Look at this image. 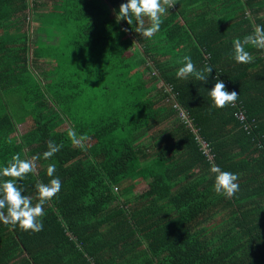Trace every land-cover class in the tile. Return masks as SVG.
I'll return each mask as SVG.
<instances>
[{
	"label": "trees",
	"instance_id": "16d2710c",
	"mask_svg": "<svg viewBox=\"0 0 264 264\" xmlns=\"http://www.w3.org/2000/svg\"><path fill=\"white\" fill-rule=\"evenodd\" d=\"M126 2L60 0L50 17L42 0H0V169L41 157L19 182L33 203L49 164L62 182L42 231L0 222V264H264V50L232 59V41L264 25V0H177L152 38L117 22ZM45 26L60 38L38 72ZM185 55L213 68L207 83L177 78ZM217 75L234 106L210 109ZM95 85L120 107L88 121L76 105ZM50 141L63 147L44 160ZM214 165L239 176L233 198L215 193Z\"/></svg>",
	"mask_w": 264,
	"mask_h": 264
},
{
	"label": "clouds",
	"instance_id": "9594fccd",
	"mask_svg": "<svg viewBox=\"0 0 264 264\" xmlns=\"http://www.w3.org/2000/svg\"><path fill=\"white\" fill-rule=\"evenodd\" d=\"M177 4V0H127L121 3L117 22L124 20L128 25L135 22V32L144 38H152L161 28L162 17L168 10ZM247 46L264 50V25H254L253 32L232 41V59L237 64H249L253 62V56L246 50ZM183 66L176 73L178 79L188 80L194 78L196 81L208 82L213 68L205 66L197 69L190 56L185 55L181 61ZM211 100L210 109H224L234 106L239 98L236 91L226 90L225 83L216 77L215 86L208 91ZM69 139L73 145L82 146L86 137L78 135L75 130H69ZM63 145H57L50 141L47 145L48 151L43 153L44 160H50L58 153ZM41 157L34 156L30 159H22L19 153L13 155L7 166L0 169V222L15 229L19 227L22 231L38 233L43 230L42 217L44 208L56 197L62 188L61 180L55 176V164H49L47 175L53 177L49 183L37 182L35 203L33 197L24 194V189L19 182L27 178L29 174L37 171V161ZM211 173L215 175L214 191L227 199L233 198L240 190L239 176L229 171H223L218 166H212ZM7 178V179H4Z\"/></svg>",
	"mask_w": 264,
	"mask_h": 264
},
{
	"label": "rangeland",
	"instance_id": "374dc122",
	"mask_svg": "<svg viewBox=\"0 0 264 264\" xmlns=\"http://www.w3.org/2000/svg\"><path fill=\"white\" fill-rule=\"evenodd\" d=\"M57 1H60V0H42V3H44L46 5V7L42 6L41 10L47 11L45 14H50V17L54 16V15L55 16H58V15L60 16L61 14H57L58 12L55 10V8L53 9L52 7H50L52 4L55 5V2H57ZM50 17L49 18H45V19L47 21L48 20L51 21L52 25H53L54 19H51ZM60 27L62 28V26H60ZM52 28H51V30H52ZM43 29L45 30L44 32L47 31V33H46L47 37H43V41L42 42H40L38 40L37 45L31 46L32 49L30 50V53H29V56H32L33 52H34L33 49H36L37 46L44 50V51H39L42 54V56H43V59H41L43 61H41L39 63V68L37 69L38 72H40L41 68L44 69V70L48 68V63H45V62L48 61L49 59H45V58H47L48 56H51V55L55 56V54H56L55 50L51 49V47H49V45L55 44V42L58 40L57 35L52 33L51 30L47 26H45V28H43ZM48 33L51 34V36H52L51 38H49ZM57 50L60 51V52L67 51V49L62 50L60 47H58ZM57 59H59V58L57 57ZM66 61H67V58L66 57H62L63 64H62V67H61V70H60L61 78L63 77V74H62L63 70L66 69L65 70L66 73H69V71L72 69V66H68ZM34 75H35L34 73H30V74H28V77H26V79L28 78L27 80H29V82H31L33 77H34ZM118 104L119 103H112L111 102V106L110 105H106L105 100L103 99L102 95L99 93V87L97 85H95V86H93L92 89L87 90L80 97L79 101H77L76 108L82 109L84 111L81 116L86 117V119L88 121H92V120L95 121L103 113H109L110 111L114 112V109L120 107V106H118ZM88 105L91 106L89 112L85 111V109H86V107ZM180 116L182 117L181 113H180ZM31 121H32L31 119H28L26 124L21 125L20 128H19V133L22 134V133H25L26 131H28L29 129H31L33 127L32 123H30ZM65 128H66V126H63V128H61V129L64 130ZM156 131H158V129H156ZM147 188H148V185L146 183H144V184L141 183L139 185V189H138L137 194L143 193L144 191L147 190Z\"/></svg>",
	"mask_w": 264,
	"mask_h": 264
},
{
	"label": "built area",
	"instance_id": "2783aa9c",
	"mask_svg": "<svg viewBox=\"0 0 264 264\" xmlns=\"http://www.w3.org/2000/svg\"><path fill=\"white\" fill-rule=\"evenodd\" d=\"M176 108H177V113H178V115L180 116V113L182 114V117L180 116L181 120L183 121V120L185 119L186 122H187V121H188V115H187V113L184 112V111H182V108L179 107V106H176ZM240 116H241V115H240ZM242 118H243V116H242ZM205 147L207 148L206 145H205ZM207 151H209V150L207 149Z\"/></svg>",
	"mask_w": 264,
	"mask_h": 264
},
{
	"label": "crops",
	"instance_id": "0c3cea01",
	"mask_svg": "<svg viewBox=\"0 0 264 264\" xmlns=\"http://www.w3.org/2000/svg\"><path fill=\"white\" fill-rule=\"evenodd\" d=\"M47 32H44L43 34H42V36H44V37H47V34H46ZM57 35V37H58V40H59V38H60V35L57 33L56 34ZM56 43V42H55ZM45 63H47V61L45 62ZM52 66V65H51Z\"/></svg>",
	"mask_w": 264,
	"mask_h": 264
}]
</instances>
